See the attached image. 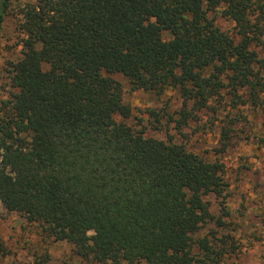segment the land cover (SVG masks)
I'll return each instance as SVG.
<instances>
[{
  "label": "trees",
  "instance_id": "trees-1",
  "mask_svg": "<svg viewBox=\"0 0 264 264\" xmlns=\"http://www.w3.org/2000/svg\"><path fill=\"white\" fill-rule=\"evenodd\" d=\"M10 14L22 55L0 106L4 207L85 263L226 264L232 237L204 230L211 197L229 195L225 162L129 124L114 75L177 91L178 132L209 112L226 152L248 120L237 109L264 112V0H0V38Z\"/></svg>",
  "mask_w": 264,
  "mask_h": 264
},
{
  "label": "rangeland",
  "instance_id": "rangeland-1",
  "mask_svg": "<svg viewBox=\"0 0 264 264\" xmlns=\"http://www.w3.org/2000/svg\"><path fill=\"white\" fill-rule=\"evenodd\" d=\"M22 0H14V4ZM224 26L228 23L220 20ZM20 33L16 18L8 15L0 38V106L8 99L11 91V79L8 73L9 61L18 60L21 53ZM124 87V101L131 107L129 124L144 128L148 135L168 139L174 135L179 142L187 144L197 152L220 158L227 167L229 195L226 203L211 197V210L215 219L204 228L206 232L220 231L231 236L237 246L236 253L227 258L226 264H258L264 259V112L255 111L250 106L237 109L246 114L248 120L239 123L237 132H232L231 146L226 152L217 153L221 124L211 128L208 122L209 112L202 113V120L191 122L176 129V121H169L173 114L182 107L179 93L168 90L164 94L152 91L134 90L129 80L120 73L114 75ZM158 110L164 117L159 124L149 117V110ZM224 114L226 108H221ZM169 112V113H167ZM174 115V114H173ZM121 119V116H118ZM175 118V117H174ZM219 122V121H218ZM217 122V123H218ZM160 126L156 128L154 126ZM227 126V122L225 123ZM230 210L225 215L224 208ZM0 243L8 254L0 251V264L30 263L35 250L48 249L50 260L46 264H90L83 262L72 252L66 242L50 241L34 226L28 225L24 217L8 211L0 201Z\"/></svg>",
  "mask_w": 264,
  "mask_h": 264
}]
</instances>
